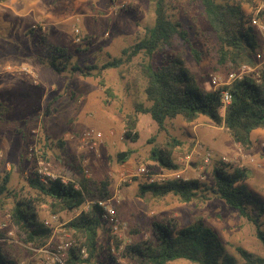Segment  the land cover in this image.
<instances>
[{
	"label": "rangeland",
	"instance_id": "1",
	"mask_svg": "<svg viewBox=\"0 0 264 264\" xmlns=\"http://www.w3.org/2000/svg\"><path fill=\"white\" fill-rule=\"evenodd\" d=\"M155 1L0 0V103L4 105L0 113L7 109L5 115L0 116V183L9 175L10 191L22 199L38 200L28 178L33 173L38 175L40 168H47V172L58 177L57 180L63 182L64 179V184L80 179L79 165L90 179L99 182L109 178L112 181L110 199L115 198L112 204L122 223L117 237L121 243L117 247L120 264H139L123 255L125 247L150 239L152 223L164 218L172 219L180 227L203 221L217 231L227 251L240 264L244 261L238 248L263 257L264 248L256 237L255 227L222 200L212 197L208 201L187 204L172 195L165 198L150 194L141 196L140 186L149 178L138 174L141 167L151 174L165 172L153 158V151L159 148L171 152L174 164L180 167L179 170H185L186 177L208 186L213 185V172L221 163L246 170L245 183L264 200L263 129L253 132L249 150L234 142L224 124L216 125L206 116H200L192 123L178 117L169 120L165 130L160 131L150 116L135 114L133 95L144 89L143 81L137 83L138 89L133 86L141 57L118 69L101 72L99 78H85L70 72L59 74L38 58L41 55L38 42L44 37L67 49L73 58L72 65L81 68L101 67L119 59L122 52L136 44L145 29L154 24ZM230 1L242 5L250 17V25L258 8L263 6L264 10L261 0ZM165 2L168 13L189 32L190 40L194 48L202 52L203 60L198 63L188 48L177 43L174 50L168 49L158 55L157 61L184 49L186 65L199 85L208 91L223 88L214 86L212 78L218 77L223 84L231 71L219 62L217 38L201 4L197 0ZM259 19L264 25L263 15H259ZM31 30L34 35H29ZM256 31L261 44L262 35ZM78 38L80 42H77ZM255 61V64L245 65L255 67ZM262 69L258 68L260 74ZM255 77L256 73L248 78L255 81ZM101 80L104 86H100ZM140 100L144 101L142 95ZM225 111L226 108H222L223 116ZM130 115L137 120L136 142L125 136ZM88 130L104 135L95 150L89 146L81 149L80 138ZM60 142L64 143V148L59 147ZM125 151H132V154L121 163L117 155ZM205 154H211L208 164L204 162ZM14 206L13 197H1L0 235L9 238L12 251L8 254L20 264H35L33 253L18 240L11 219ZM89 207L90 202L70 212L52 208L51 200L39 201L40 220L53 229V237L46 245L62 239H70L76 244L83 240L81 234L67 226ZM171 264L193 263L177 261Z\"/></svg>",
	"mask_w": 264,
	"mask_h": 264
},
{
	"label": "trees",
	"instance_id": "2",
	"mask_svg": "<svg viewBox=\"0 0 264 264\" xmlns=\"http://www.w3.org/2000/svg\"><path fill=\"white\" fill-rule=\"evenodd\" d=\"M197 2L203 7L207 22L216 35V52L220 64L231 72L238 71L245 64H255L260 47L259 36L256 29L250 25V17L246 15L242 5L230 0ZM260 15L264 17V10ZM29 35H34V31L31 30ZM38 43L41 47L39 60L53 71L59 74L78 73L85 78L92 76L99 78L101 72L118 69L126 62L141 57L142 61L133 79V86L138 89L137 83L143 81L144 89L140 94L136 91L133 95L135 114L150 116L160 131L165 130L169 120L178 117L192 123L200 116H206L216 125L224 124L234 142L249 150L253 132L264 130V68L261 70L260 83L246 78L232 86L208 91L199 85L195 75L187 67L184 49L173 52L161 62L157 61L158 55L168 49L174 50L177 43L188 48L198 63L203 60L202 52L194 48L189 32L168 13L165 0L155 1L154 24L145 29L136 44L125 49L121 58L109 61L101 67L81 68L72 65L73 58L67 49L52 44L44 37H40ZM93 71L98 73L94 74ZM102 80L100 86H104ZM224 91L229 92L231 104L227 106L223 116ZM141 95L144 101L140 100ZM0 108H4L2 103ZM6 112L7 109L1 112L0 116H4ZM136 127L135 117L128 116L125 136L133 142L138 139ZM58 145L64 148L63 142ZM131 154L132 151H125L119 153L117 157L124 163ZM153 158L162 169L180 168L174 164L172 154L168 150L155 149ZM77 171L80 179L78 181L73 179L68 184L61 180L45 184L36 173H33L29 176L28 182L35 190L38 200L19 198L10 191V176L2 179L0 200L2 196L9 195L14 198L15 206L11 219L18 240L25 245L31 243L35 248H41L53 237V229L40 220L37 209L39 201L43 203L45 200H51L52 208L70 212L79 210L90 202L89 209L82 211L67 226L84 237L83 240L78 239V244L70 249L67 264H120L109 252L112 234L103 217V209L98 204L112 197V181L106 178L98 182L88 178L81 165L77 167ZM246 179V170L234 169L221 163L213 172L211 186L193 179L163 184L146 182L140 186V195L150 194L156 198L172 195L187 204L208 201L212 197L218 198L255 227L256 237L264 248V200L249 189L245 183ZM114 240L116 247H120L119 240L117 238ZM8 242L9 238L6 235H0V264H20L8 254L12 251ZM81 249L87 251V259L82 258ZM237 252L244 264H264V256H256L242 248H238ZM123 255L136 260L139 264H171L177 261L193 264H240L236 257L227 251L220 235L211 226L203 221H197L187 227H180L168 218L154 221L152 237L127 245Z\"/></svg>",
	"mask_w": 264,
	"mask_h": 264
},
{
	"label": "built area",
	"instance_id": "3",
	"mask_svg": "<svg viewBox=\"0 0 264 264\" xmlns=\"http://www.w3.org/2000/svg\"><path fill=\"white\" fill-rule=\"evenodd\" d=\"M264 2V1H262ZM263 10V6L259 7L257 10V13L251 20V26L254 27L259 31V33L262 35L263 41H261L259 50L257 51L256 60H257V66L251 67L249 65H244L241 67L239 71L231 72L227 75V82L221 83L218 77L212 78V83L214 86H224L229 87L235 82L243 81L244 79L250 77V75L256 73V77L254 78L256 83L261 82V74L258 71V68H264V25L261 23L259 19V15L261 11ZM77 35L79 36L80 31L76 30ZM77 42H80V39L78 38ZM222 104L223 108H227L231 104V96L229 92L224 91L222 94ZM104 135L102 132L96 131V130H88L81 136V149L84 147L89 146L90 149L95 150L97 149L98 145L103 141ZM211 160V154H205L204 155V162L205 164H208ZM40 166H43V162H40ZM185 170H169L166 169L165 172L157 173V174H151L150 171L145 168L141 167L138 171V174L140 176H146L149 178V183H167L169 181H176V180H183L188 181L190 180L185 175ZM38 176L40 181H42L45 184H48L49 181H55L58 179L56 175H53L49 172H47V168H40L38 169ZM63 183H66V181L63 179ZM115 200V198L109 199L105 202H99V206L103 209V217L105 221L107 222L108 227L111 230V240L109 241L110 245V254L115 256L117 260L120 262L119 257L117 255V247L115 245V238H117L119 235V231L122 227V223L118 217V214L116 212L115 207L113 206L112 202ZM55 219V217H53ZM46 224L49 225L50 222L46 221ZM76 246V243L74 241H71L70 239L66 240H60L57 243H50L48 245H45L41 248H35L33 244L26 245V248L33 253V255L36 258L35 264H67L69 255H70V249ZM81 256L83 259L88 258V253L85 249H81ZM39 256V257H38Z\"/></svg>",
	"mask_w": 264,
	"mask_h": 264
}]
</instances>
